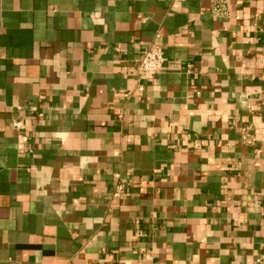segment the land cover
Returning <instances> with one entry per match:
<instances>
[{
  "label": "crops",
  "instance_id": "1",
  "mask_svg": "<svg viewBox=\"0 0 264 264\" xmlns=\"http://www.w3.org/2000/svg\"><path fill=\"white\" fill-rule=\"evenodd\" d=\"M211 4L0 0V264H264V0Z\"/></svg>",
  "mask_w": 264,
  "mask_h": 264
},
{
  "label": "built area",
  "instance_id": "2",
  "mask_svg": "<svg viewBox=\"0 0 264 264\" xmlns=\"http://www.w3.org/2000/svg\"><path fill=\"white\" fill-rule=\"evenodd\" d=\"M231 0H212L211 10L217 16L227 17L230 13ZM165 63V57L163 50L160 47H156L154 50L145 51L141 57L138 65V71L150 75L151 77L159 73ZM19 124L16 123L15 127ZM263 257L257 259V262H261Z\"/></svg>",
  "mask_w": 264,
  "mask_h": 264
}]
</instances>
